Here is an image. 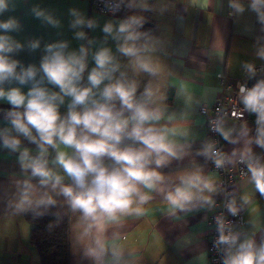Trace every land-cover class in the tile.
<instances>
[{"label":"crops","instance_id":"1","mask_svg":"<svg viewBox=\"0 0 264 264\" xmlns=\"http://www.w3.org/2000/svg\"><path fill=\"white\" fill-rule=\"evenodd\" d=\"M120 1L123 3L120 13L105 14L94 10L89 0H9V10L0 15V20L17 19L19 29L7 34L23 46L11 58L19 61L21 67L35 65L39 68L48 44L67 42L69 51H79L84 46L88 49V57L82 83L86 84L88 72L95 67L93 54L101 47H109L121 64V71L137 82V96L149 84L158 90L154 106L161 108L163 115L155 122L156 126L181 133L170 138L183 147L184 154L158 169L165 177L160 186L163 191L142 188L150 199L142 205H133L139 206L142 214L124 215L118 222L109 224L105 239L109 245L122 250L119 264H210L208 244L213 226L209 218L215 211L213 203L220 196L219 175L210 168L213 159L199 154L208 144L206 115L200 112V107L211 106L218 96L230 93L223 88L217 75L219 72H224L227 84L234 86L246 76V64L264 68V59L258 55L264 48V25L249 7L251 0H238L245 9L242 13L230 7V0H143L149 6L147 9L129 8L131 0ZM135 2L139 5L141 0ZM34 9L58 23L53 25L44 17H37ZM73 10L85 21H94L95 27L86 24L72 27L76 19ZM132 15L144 18L140 30L156 42V51L151 56L160 72L155 77L134 72L128 58L117 51L116 41L103 31L107 23L117 25ZM80 31L84 33L83 39L76 36ZM0 34H4L2 30ZM33 41H39L35 50L29 48ZM46 86L58 91L51 85ZM4 87L6 90L20 87L27 93L30 85L22 86L13 81ZM68 102L66 98L60 106L61 115H66ZM11 108L9 103L0 100V131L11 129L6 118V112ZM256 119L255 114L248 112L244 119L223 120L224 131L237 141L225 140V148L232 159L240 158L244 148L249 147L264 163V148L254 142ZM244 129L248 130L247 136L242 134ZM11 135L17 134L11 132ZM19 139L20 150L12 151L3 147L0 138V264H41L30 240L32 224L27 215L68 218L70 264H95L85 256L84 247L78 240L81 214L73 212L63 196L50 193L56 203L46 209L20 211L17 208L21 187L31 172L30 169L27 173L22 170L20 151L27 148L35 156L38 150L37 144L27 138L20 136ZM249 139L253 143L246 144ZM54 157L55 151L49 148V167H53ZM196 170L213 184L214 192H204L213 203L194 201L184 210L173 209L165 199L166 193L179 185L180 176ZM31 182L38 184L35 178ZM235 204L244 210L243 223L237 229L240 241L248 236L257 244L264 241V195L255 189L250 174L238 183ZM106 264H111L110 254Z\"/></svg>","mask_w":264,"mask_h":264},{"label":"clouds","instance_id":"2","mask_svg":"<svg viewBox=\"0 0 264 264\" xmlns=\"http://www.w3.org/2000/svg\"><path fill=\"white\" fill-rule=\"evenodd\" d=\"M134 6L149 7L143 0L139 5L131 0L128 7ZM230 7L237 13L245 10L238 0H230ZM249 7L264 25V0H251ZM8 10L9 0H0V15ZM34 12L53 25L58 23L39 9ZM73 15L76 19L72 27L85 24L95 27L94 21H85L75 10ZM144 22L142 16L132 15L117 25L107 23L103 31L116 41L117 51L128 58L134 72L155 77L160 72L151 56L156 51V42L140 30ZM19 27L15 18L0 20V30L4 33L0 34V100L12 106L6 112L11 129L0 131V138L3 147L12 151L20 150V136L37 144L38 150L35 156L27 148L20 151L22 170L27 173L30 169L31 172L21 187L17 208L20 211L46 209L56 203L50 193L63 196L72 211L81 214L78 240L84 247L85 256L95 264H106L110 254L111 264H119L122 250L107 243L105 231L121 216L142 214L139 206L133 207L150 199L142 188L163 191L160 186L165 177L158 169L173 158H182L183 147L170 138L181 133L156 126L155 122L163 115L162 109L154 106L158 90L149 84L137 96V82L121 71V64L111 48L101 47L93 54L95 67L88 72L84 84L87 48L81 46L79 51H69L67 42L48 44L39 68L35 65L24 68L11 58L23 46L7 34ZM76 36L83 39L84 33L77 32ZM38 47L39 41L29 44L32 50ZM258 55L264 59V48ZM245 68L249 79L256 76L252 64H246ZM13 81L22 86L30 85L27 93L20 87L6 90L4 85ZM46 85L58 88V91H52ZM239 97L244 109L257 117L254 142L264 148V79H259L251 88L241 84ZM66 98L69 101L67 113L61 115L59 109ZM215 130L230 143L237 142L219 125ZM11 132L17 135L13 136ZM242 134L247 136L248 130L244 129ZM251 143L252 139L246 141V144ZM49 148L55 151L51 161L53 167H49ZM199 154L213 159L217 168L231 163V157L216 150L212 143ZM240 160L246 163L255 189L264 195V163L260 157L245 147ZM32 178L38 184H33ZM179 181V185L165 195L173 209L184 210L194 201L213 203L204 192L212 193L215 188L199 170L180 176ZM234 203L228 205L232 215L238 211ZM228 228L224 220L218 218L220 234L216 244L224 246V264H264V241L257 244L248 236L241 242L240 233Z\"/></svg>","mask_w":264,"mask_h":264},{"label":"built area","instance_id":"3","mask_svg":"<svg viewBox=\"0 0 264 264\" xmlns=\"http://www.w3.org/2000/svg\"><path fill=\"white\" fill-rule=\"evenodd\" d=\"M91 7L105 14L120 13L123 10V3L120 0H89ZM119 5V7H117ZM257 74H264L262 66L254 67ZM219 80L223 88L229 90L230 93L218 96L211 106L202 105L200 112L206 115L207 120V140L212 143L216 150L230 157L225 148V139L223 135L216 131L217 125L222 127L225 118L244 119L248 115V111L240 103L239 86L246 84L248 73L239 80L236 85H229L226 82L224 72H219ZM248 87V86H247ZM211 170H215L219 175L218 188L220 196L214 201L215 211L211 214L209 221L213 226L209 237L208 258L210 264H224V246H218L216 241L219 237L218 218L223 219L225 224L229 226L228 230L237 232L238 227L243 223L244 210L241 206L234 203L237 208V214L232 215L228 205L235 202L238 183L246 178L250 173L247 170L246 163L241 162L240 158H231V163H225L223 167L217 168L214 160L210 165Z\"/></svg>","mask_w":264,"mask_h":264},{"label":"trees","instance_id":"4","mask_svg":"<svg viewBox=\"0 0 264 264\" xmlns=\"http://www.w3.org/2000/svg\"><path fill=\"white\" fill-rule=\"evenodd\" d=\"M27 219L32 224L30 240L41 264H70L69 219L44 215H27Z\"/></svg>","mask_w":264,"mask_h":264},{"label":"water","instance_id":"5","mask_svg":"<svg viewBox=\"0 0 264 264\" xmlns=\"http://www.w3.org/2000/svg\"><path fill=\"white\" fill-rule=\"evenodd\" d=\"M259 79H264V74H256V76L251 79L248 77L246 85L251 88Z\"/></svg>","mask_w":264,"mask_h":264}]
</instances>
